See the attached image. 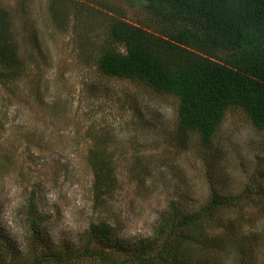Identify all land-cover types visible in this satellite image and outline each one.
Listing matches in <instances>:
<instances>
[{
  "label": "rangeland",
  "instance_id": "374dc122",
  "mask_svg": "<svg viewBox=\"0 0 264 264\" xmlns=\"http://www.w3.org/2000/svg\"><path fill=\"white\" fill-rule=\"evenodd\" d=\"M51 1L0 0L12 14L21 62L6 74L0 64V233L17 252L15 264H31L24 214L33 198L47 218V239L73 249L100 221L116 224L126 244L147 240L172 203L193 213L213 193L243 196L248 205L214 219L208 258L264 264V132L243 111L231 109L212 143L202 145L197 135L179 129L175 98L100 73V19L91 25L95 30H88L86 15L56 22ZM78 1H107L132 24L157 26L134 0ZM94 150H106L116 167L118 187L105 208L93 200ZM231 222H237L232 231L239 240L233 244L221 236ZM0 247L9 256L5 244Z\"/></svg>",
  "mask_w": 264,
  "mask_h": 264
},
{
  "label": "trees",
  "instance_id": "16d2710c",
  "mask_svg": "<svg viewBox=\"0 0 264 264\" xmlns=\"http://www.w3.org/2000/svg\"><path fill=\"white\" fill-rule=\"evenodd\" d=\"M134 1L152 15L150 24L157 25L155 29L130 23L123 10L107 1L89 6L78 0H52L50 8L56 22L70 23L73 16L79 20L86 15L88 30H95L91 25L100 19L98 32H104L97 58L100 73L175 98L179 129L197 135L202 145L212 143L231 109L243 111L255 129L264 132V0ZM12 23L9 9L0 6V64L5 74L21 64L10 31ZM32 40L37 42V36L32 35ZM112 158L106 150L90 153L95 207H107L116 193L118 179ZM247 205L243 196L226 198L218 193L193 213L172 203L152 237L135 244L124 243L116 224L93 222L79 246L71 249L47 239V218L38 212L33 198L24 214L31 264L86 260L98 264H216L208 258L209 249L206 251L214 219L223 210ZM236 223L231 222L228 232L221 233L232 244L239 241H235L237 231H232ZM0 237V246L5 244L10 252L4 258L0 247V264H15L17 252L1 233Z\"/></svg>",
  "mask_w": 264,
  "mask_h": 264
}]
</instances>
